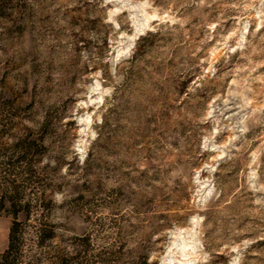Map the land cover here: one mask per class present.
Here are the masks:
<instances>
[{
	"label": "rangeland",
	"instance_id": "1",
	"mask_svg": "<svg viewBox=\"0 0 264 264\" xmlns=\"http://www.w3.org/2000/svg\"><path fill=\"white\" fill-rule=\"evenodd\" d=\"M15 186L17 264H264V0H0Z\"/></svg>",
	"mask_w": 264,
	"mask_h": 264
},
{
	"label": "trees",
	"instance_id": "2",
	"mask_svg": "<svg viewBox=\"0 0 264 264\" xmlns=\"http://www.w3.org/2000/svg\"><path fill=\"white\" fill-rule=\"evenodd\" d=\"M39 146V143L36 141V139H25L24 142V157L27 154L35 153L37 148ZM26 167L24 172L30 171L33 167V162L29 159L26 160ZM22 193L21 191L15 186V190L12 191L11 195L9 197L2 196L0 198V210L2 208H5L6 202L10 203L9 211H11L14 221H12V224L10 226V232H9V244L7 249L4 252H0V264H17L20 260V257L22 255V248L24 245V223L17 221L18 214L21 210H24V207L28 206L27 202L22 203ZM28 214V212H27ZM39 232V238L37 241L38 245L43 244L50 236V234H47L46 232Z\"/></svg>",
	"mask_w": 264,
	"mask_h": 264
}]
</instances>
